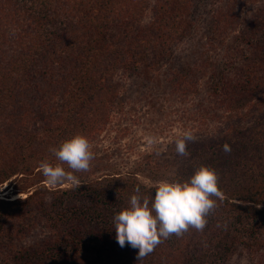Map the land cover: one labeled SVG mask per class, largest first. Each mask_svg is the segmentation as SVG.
I'll return each instance as SVG.
<instances>
[{"label": "rangeland", "instance_id": "rangeland-1", "mask_svg": "<svg viewBox=\"0 0 264 264\" xmlns=\"http://www.w3.org/2000/svg\"><path fill=\"white\" fill-rule=\"evenodd\" d=\"M26 1L12 0L10 5H0V13L3 8L9 20L20 16L30 22L28 43H25L18 29H15L18 35L10 34V29L7 31V42L1 54H6L4 64L8 66L11 61H20L26 53H34L38 48L37 38L40 36L36 35V21L40 15L29 5L31 1ZM158 1L160 4L167 1L172 11L176 12L175 25L150 29V23L157 18L156 6L153 5ZM95 2L100 5L95 7L99 13L105 14L102 1ZM129 8L127 15L132 13L135 6L129 3ZM12 9L14 12L9 13ZM138 17L140 26L124 24L132 23L131 16L122 21V28H128L126 33L115 28L116 24L121 23L117 19L103 31L101 41L108 49L105 68H110L115 62L116 70L110 69L109 80L115 82L117 89L114 95L105 91V96L110 98L102 109H98L96 123L86 135L94 154L89 170L73 173L78 180L89 182L108 175L120 179L108 204L110 212H113L111 222L112 217L127 207L130 197L136 194L131 186L126 187V192L118 186L119 183L122 186L124 179L130 177L131 183H135L136 179L133 181V178H138L146 188H153L163 180H172L180 164L175 141L183 138L185 132H190L192 137L196 135L203 138L206 134L215 136L218 131L228 130L232 125L230 123L236 125L242 121V117L248 120L254 118L255 112H264V0H149L147 9L138 13ZM147 22L148 26L145 25ZM179 25L183 26L182 34L178 33L181 28L177 27ZM150 30L153 37L149 36L152 35ZM118 33L124 36L118 37ZM78 41L75 40L76 44ZM154 42L161 50H156ZM142 48L147 52V58L141 59L138 49ZM70 50L71 54L65 55L59 65L49 61L48 64L56 65L57 70L55 74L50 71L47 73L46 82L45 79H34L27 90L29 100L24 98L22 103L14 105L9 96L12 87L20 84H13V81L3 83L0 86V110H5L8 105L9 111L15 112L16 109V112H27L28 116L31 115L28 117L32 122L31 129L42 136L46 132L44 121L41 120L43 115L51 112L50 103L53 109L51 116L56 118L61 115V107L65 103L63 95L74 84V75L70 74L69 69L81 64L79 47ZM163 54L167 55L165 59H157ZM140 63L145 72L139 71L142 66ZM39 82L50 85L49 90L55 95L47 100L48 108L45 111H41L42 87ZM215 86L219 87L215 90ZM229 116L232 122L228 121ZM59 123L51 124L49 128L59 129L56 126ZM226 123L227 126H224ZM18 126L14 128L18 129ZM259 146L264 149V139L261 138ZM262 155L261 152L262 158H254L252 153L247 162H263ZM52 163H57L56 159ZM64 167L69 170L67 165ZM15 177L0 187V196L7 194L5 197L13 198V195L20 194L25 197L36 185L44 182L50 190L61 186L66 189L74 184L69 180L49 184L43 180L46 178L42 170L35 171L31 176L32 181H26L24 185L20 181L21 175ZM139 195L150 198L148 193ZM219 201L216 199L217 207L208 215L203 231L189 228L182 236L173 234L162 239L142 264H264V247L257 246V242H264V236L259 231H253L255 226H259V218L244 217L232 206H219ZM115 237L114 228L110 230L109 243L104 244L111 246V242H115L116 249L133 257L135 264H140L137 260L138 249L130 245L120 247ZM32 240L23 238L17 246L24 249ZM2 243L3 240H0L3 246ZM187 253L189 257L182 259V255ZM4 255L5 252L0 250V264L5 262ZM19 262L11 260L9 264ZM113 262L117 264L119 259L112 252L105 255L100 264Z\"/></svg>", "mask_w": 264, "mask_h": 264}, {"label": "trees", "instance_id": "trees-1", "mask_svg": "<svg viewBox=\"0 0 264 264\" xmlns=\"http://www.w3.org/2000/svg\"><path fill=\"white\" fill-rule=\"evenodd\" d=\"M28 1H31L29 5L40 15L36 21V35L40 36L37 38L38 48L34 53H26L25 58L20 61H11L9 66L4 64L6 54H1V49L7 42V31L10 29V34H16L15 29H18L26 40L25 43H28L27 35H31L28 30L30 22L15 15L12 16L16 19L9 20L3 8L0 13V86L10 81L21 85L12 87L9 96L12 103H22L24 98L29 100L27 90L34 79H45L46 82L47 73L57 70V66L52 64L59 65L65 55L71 54V50L68 51L70 48L75 50L79 47L81 54L78 57L81 64L69 69L70 74L74 75V84L66 89L64 98L62 96L65 103L61 107V115H55L56 118L51 116V103V112L49 115H43L41 120L44 121L46 132L42 136L31 129L32 122L28 118L31 115L28 116L27 112H16V109L15 112L9 111L8 105L5 110H0V187L9 180L13 181L14 176L20 175L23 185L26 181L31 182L32 174L41 170L39 165L44 160L55 162L50 148L58 147L62 141L76 134L86 136L92 130L98 118L95 114L110 98L105 96V91L114 95L117 89L115 82L109 80L110 69L116 70L115 62L110 68H105L108 49L101 41L103 31L112 25L115 19L121 22L116 24L115 28L122 33L128 31V28H122L124 24L140 26L138 13H142L149 5V0H136L137 3L134 0H101L105 14H100L99 9L95 8L100 5L95 0H27L26 3ZM11 3L12 0H0V5ZM129 3L135 8L127 15ZM117 6L121 11H117ZM153 6H156L157 18L149 22L150 29L176 24L177 14L172 11L167 1L165 4L158 1ZM13 12V9L9 10V13ZM129 16L133 18L132 23L122 22ZM145 25L148 26V22ZM182 27L177 31L179 34L183 32ZM122 33H118V37L124 36ZM75 40H79L77 44ZM154 45L157 48L155 42ZM138 51H141V59L147 58V52L143 48ZM166 57L167 55L163 54L157 56V59ZM49 61L52 64H48ZM139 65L143 66L142 63ZM142 66L139 71L145 72ZM39 84L42 87L41 111H45L48 108L47 100L55 95L49 90L50 85L43 82ZM218 87L213 88L216 90ZM37 91L39 92L38 89ZM36 116L38 119V115ZM240 120L242 121L236 125L234 122L230 123L232 125L228 130L218 131L215 136L206 134L201 138L194 135L187 143L185 155L181 156L176 152L180 164L171 179L188 180L195 169L202 165L213 168L218 174V186L223 194L219 206H232L244 217L259 218V226H255L253 231H259L264 236V161L258 164H254L255 160L253 164L247 162L252 153L254 158H260L261 152L264 156V149L259 146L261 138L264 139V112H255L254 118L247 120L242 117ZM58 121L60 123L56 126L59 129L49 128ZM228 121L232 122L230 116ZM15 125H19L18 129L14 128ZM224 126H227V123ZM225 142L231 147L230 153L222 150ZM130 179H124L122 186L121 183L118 184L123 187L124 192L130 186L133 190L139 186L141 194L148 193L150 198H154L155 187L146 188L140 184L138 178H133V181L136 179L135 183H131ZM119 180L108 175L92 182L78 180L80 186L73 184L66 189L61 186L53 190L44 182L38 184L41 186L36 185L32 191L25 192V197L20 194L13 195V198L5 197L7 194L0 196V240H3L0 250L5 252L4 264H9L11 260H20L18 264H100L103 257L112 252L119 259L117 264H135L133 257L116 249L115 242H111V246L104 244L109 243L110 230L114 229L110 221L113 212H110L108 204ZM23 238L33 240L21 249L17 244ZM257 246L263 248L264 242H257ZM188 257V253L182 255V259Z\"/></svg>", "mask_w": 264, "mask_h": 264}, {"label": "clouds", "instance_id": "clouds-1", "mask_svg": "<svg viewBox=\"0 0 264 264\" xmlns=\"http://www.w3.org/2000/svg\"><path fill=\"white\" fill-rule=\"evenodd\" d=\"M191 139V133L185 132L183 138L175 141V150L179 155L186 154V142ZM91 148L89 140L82 134H76L62 141L58 147L50 148L57 163L46 159L39 165L47 182L55 185L69 180L80 186L73 173L89 170L90 162L94 159ZM222 150L230 153L231 147L225 142ZM155 189L154 198L142 197L139 195L140 187L136 186V194L130 197L127 207L117 212L112 220L117 243L122 248L130 245L138 249L137 260L140 264L162 239L173 234L182 236L189 228L203 231L208 215L217 207L216 199H223L218 174L206 165L196 168L188 180H163L155 185Z\"/></svg>", "mask_w": 264, "mask_h": 264}]
</instances>
